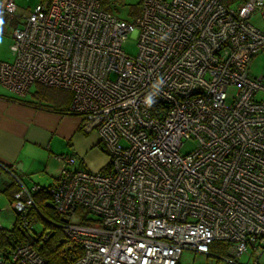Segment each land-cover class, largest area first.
Instances as JSON below:
<instances>
[{
    "label": "built area",
    "instance_id": "built-area-1",
    "mask_svg": "<svg viewBox=\"0 0 264 264\" xmlns=\"http://www.w3.org/2000/svg\"><path fill=\"white\" fill-rule=\"evenodd\" d=\"M139 7L127 21L101 0H49L25 16L14 0L1 4L13 61L0 63V85L18 97L34 84L70 93L66 114L96 131L108 156L100 172L72 170L75 157H59V179L43 190L20 186L9 210L42 244L51 232L30 220L33 194L45 191L59 217L81 209L78 222L60 226L64 241L81 247L74 264H178L183 251L206 255L214 242L228 244L230 258L256 253L264 249V101L254 97L264 74L252 78L249 66L264 54V31L252 22L264 19V0ZM128 38L135 56L124 51ZM186 141L195 147L181 155ZM0 264L45 260L26 242L1 252Z\"/></svg>",
    "mask_w": 264,
    "mask_h": 264
},
{
    "label": "crops",
    "instance_id": "crops-1",
    "mask_svg": "<svg viewBox=\"0 0 264 264\" xmlns=\"http://www.w3.org/2000/svg\"><path fill=\"white\" fill-rule=\"evenodd\" d=\"M4 0H0V6ZM16 14L31 13L42 0H14ZM257 16V15H255ZM253 17V19L255 18ZM258 17V16H257ZM252 19V22L254 23ZM262 22L264 19L259 18ZM261 31H264L254 23ZM12 25L0 10V63H11ZM57 90V89H56ZM59 91V90H58ZM59 97H18L0 86V224L5 214L11 227L16 215L8 204L20 186L47 188L60 177L61 156L75 157L72 170L104 171L107 153L96 131H86L80 118L66 114L69 93ZM12 170L13 177L7 170ZM17 179V180H16ZM14 215V216H13Z\"/></svg>",
    "mask_w": 264,
    "mask_h": 264
},
{
    "label": "trees",
    "instance_id": "trees-1",
    "mask_svg": "<svg viewBox=\"0 0 264 264\" xmlns=\"http://www.w3.org/2000/svg\"><path fill=\"white\" fill-rule=\"evenodd\" d=\"M243 1L245 0H224V3L231 6ZM42 2L48 3L49 0H42ZM104 5L105 3L101 0V7L105 10ZM135 13L137 14L138 12ZM135 13L133 15H135ZM45 90H47V88L39 89L36 95L40 98L46 97L47 94H45ZM69 95V101H71L72 96L70 93ZM41 188L42 190L47 189ZM32 199L34 208L29 211L30 220L32 222H40L45 230L51 232L49 239L39 244L22 230L20 220L17 219L10 229H0V253L15 245L30 242L39 255L45 260V264H74L75 260L82 255L81 247L78 245L69 246V244L64 241L60 227L63 220L55 214L50 203L49 195L44 191L33 194ZM81 223L90 225V221H85L84 219L81 220ZM228 249L229 245L223 242H214L209 246V252H216L217 254H225Z\"/></svg>",
    "mask_w": 264,
    "mask_h": 264
},
{
    "label": "rangeland",
    "instance_id": "rangeland-1",
    "mask_svg": "<svg viewBox=\"0 0 264 264\" xmlns=\"http://www.w3.org/2000/svg\"><path fill=\"white\" fill-rule=\"evenodd\" d=\"M103 2L105 3V11L111 13L121 20L127 21H130L131 18L136 15L135 12H139L140 8V0H103ZM134 13L135 15H133ZM253 21L259 27L264 29V22H262L259 17L255 16ZM124 51L130 56H135L137 53L136 42L133 39L128 38L124 45ZM249 72L252 78L264 74V54L253 58L249 66ZM41 87L42 86L40 85L34 84L30 88V94H36L39 89H46ZM45 94H47L46 97L50 99L52 97H59V95H62V92L53 88H47V90H45ZM254 98L256 101H264V93H257ZM194 147V141H186L180 148V154H188L194 149ZM4 215L5 214L1 215V222L3 224V228L8 230L11 228L12 223L7 221L6 216ZM83 215H85V213L81 209H78L72 219H66L65 217L61 218L63 221L66 219L65 221L76 223L79 221L80 216ZM42 229H44L43 225L40 222H35V230L38 231ZM254 258H259V262L264 264V249H259L256 253H253L251 248L248 247L247 252L239 258H230L228 251L225 254L208 252L206 255L197 254L191 251H183L178 264H253ZM227 260H230L231 262H228Z\"/></svg>",
    "mask_w": 264,
    "mask_h": 264
}]
</instances>
